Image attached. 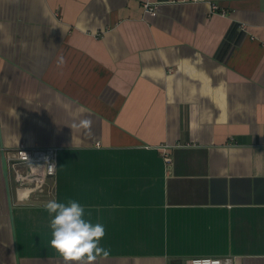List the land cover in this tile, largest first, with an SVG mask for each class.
Instances as JSON below:
<instances>
[{
    "label": "crops",
    "instance_id": "1",
    "mask_svg": "<svg viewBox=\"0 0 264 264\" xmlns=\"http://www.w3.org/2000/svg\"><path fill=\"white\" fill-rule=\"evenodd\" d=\"M145 1L0 0V264H65L50 200L104 226L94 264H264V0ZM20 146L56 187L7 172L9 206Z\"/></svg>",
    "mask_w": 264,
    "mask_h": 264
},
{
    "label": "clouds",
    "instance_id": "2",
    "mask_svg": "<svg viewBox=\"0 0 264 264\" xmlns=\"http://www.w3.org/2000/svg\"><path fill=\"white\" fill-rule=\"evenodd\" d=\"M60 63H63L61 58ZM82 114H90V110L80 106ZM92 121L90 115L73 123L71 128H82L90 131ZM45 209L52 216L51 246L63 257L65 264H94L98 257H107L109 250L100 245L105 236V228L100 223L93 224L85 219V209L76 201L67 203L50 200Z\"/></svg>",
    "mask_w": 264,
    "mask_h": 264
},
{
    "label": "built area",
    "instance_id": "3",
    "mask_svg": "<svg viewBox=\"0 0 264 264\" xmlns=\"http://www.w3.org/2000/svg\"><path fill=\"white\" fill-rule=\"evenodd\" d=\"M200 0H170L171 3L198 2ZM157 2L145 1L142 4L145 13L151 16L156 15ZM212 12L217 10V6L211 5ZM99 145V143H97ZM4 153L8 179L10 182L22 189V195L27 197L38 191H43L49 187L55 190L57 174V148L55 147H25L20 146L15 149L2 150ZM165 156V155H164ZM166 161H170L165 156ZM179 264H232L231 260L200 257L191 258Z\"/></svg>",
    "mask_w": 264,
    "mask_h": 264
},
{
    "label": "water",
    "instance_id": "4",
    "mask_svg": "<svg viewBox=\"0 0 264 264\" xmlns=\"http://www.w3.org/2000/svg\"><path fill=\"white\" fill-rule=\"evenodd\" d=\"M1 153H2V157L1 158H2V166H3V175H4V178L6 180V184H7V193H8L9 206H11V201H10V196H9V188H8L6 161H5V157H4L3 151Z\"/></svg>",
    "mask_w": 264,
    "mask_h": 264
}]
</instances>
